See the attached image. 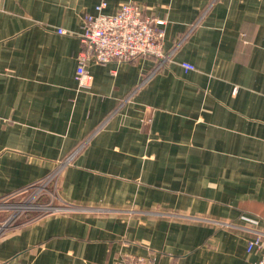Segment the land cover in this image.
Segmentation results:
<instances>
[{"label":"crops","instance_id":"0c3cea01","mask_svg":"<svg viewBox=\"0 0 264 264\" xmlns=\"http://www.w3.org/2000/svg\"><path fill=\"white\" fill-rule=\"evenodd\" d=\"M99 2L0 0V197L90 138L59 195L105 209L13 230L0 264H254L250 233L183 215L264 230V0H107L106 14L132 2L165 18L174 53L152 75L149 55L91 63L82 89L80 35Z\"/></svg>","mask_w":264,"mask_h":264},{"label":"built area","instance_id":"2783aa9c","mask_svg":"<svg viewBox=\"0 0 264 264\" xmlns=\"http://www.w3.org/2000/svg\"><path fill=\"white\" fill-rule=\"evenodd\" d=\"M106 6L107 0H100L97 5V13L87 16L83 32L80 35L81 48L77 55L78 66L75 77L78 86L82 89L92 86L93 76L89 70L91 63L129 62L138 56L149 55L156 62L152 75L162 69L174 53V51L166 52L164 50V29L167 24L165 18L146 15L143 8L137 3L124 4L114 14L104 13L103 10ZM200 19L193 25L192 29L197 26ZM58 32L67 33L68 30L59 28ZM183 66L187 69L194 68L192 64L186 62L183 63ZM131 96L132 94L128 98ZM150 120L151 117L148 121ZM105 123L106 121L96 130H99ZM89 139H86L72 153L60 160L59 165L43 178L0 197V214H3L2 212H12L11 215L9 214L8 221L0 224V239L23 225L41 220L51 214L105 210L100 207L77 205L62 199L59 195V181L64 168L73 163L75 157L86 146ZM24 195H26L24 199H19ZM54 199L61 200L64 204L63 207H55ZM39 211L45 213L39 217L33 215ZM23 214L33 215L34 217L16 224ZM183 216L194 220L207 221L218 227L247 231L251 234L247 238V251H257L260 256L254 264H264V230L256 226L259 224L258 218L242 216V219L248 222V225H244L231 220ZM122 263L158 264L155 257L145 256H130Z\"/></svg>","mask_w":264,"mask_h":264},{"label":"rangeland","instance_id":"374dc122","mask_svg":"<svg viewBox=\"0 0 264 264\" xmlns=\"http://www.w3.org/2000/svg\"><path fill=\"white\" fill-rule=\"evenodd\" d=\"M26 197V195H24V196H21L19 199H24ZM19 201V200H18ZM54 205H55V207H57V208H60V207H63V202L61 201V200H58V199H54ZM3 214H0V224L1 223H4V222H6V221H8V219H9V214L11 215V211H8V213H4V212H2ZM35 213V212H34ZM45 212H43V211H39L38 213H36V214H33L34 216H37V217H39V216H41L42 214H44ZM58 213H60V212H58ZM30 214V213H29ZM33 215H28V214H23V215H21L22 217H20L18 220H17V222H16V224H18V223H23V221H25V220H27V219H29L30 217H34ZM39 221V220H38ZM35 222H37V221H33V222H31V223H35ZM130 257V256H129ZM126 259V258H125ZM124 259V260H125ZM121 264H123V263H121Z\"/></svg>","mask_w":264,"mask_h":264}]
</instances>
